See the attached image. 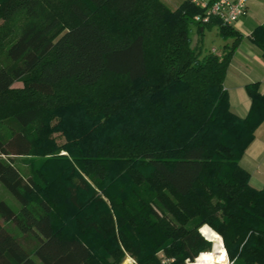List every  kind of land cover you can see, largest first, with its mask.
Returning <instances> with one entry per match:
<instances>
[{
	"label": "trees",
	"instance_id": "1",
	"mask_svg": "<svg viewBox=\"0 0 264 264\" xmlns=\"http://www.w3.org/2000/svg\"><path fill=\"white\" fill-rule=\"evenodd\" d=\"M204 13L188 0H0V181L20 205L0 200V264H186L212 248L205 224L235 264H264V188L240 163L264 93L248 83L249 113L232 110L224 79L242 34ZM194 23L201 41L206 27L234 40L194 47ZM252 39L264 55V25ZM107 74L123 83L67 89Z\"/></svg>",
	"mask_w": 264,
	"mask_h": 264
},
{
	"label": "crops",
	"instance_id": "2",
	"mask_svg": "<svg viewBox=\"0 0 264 264\" xmlns=\"http://www.w3.org/2000/svg\"><path fill=\"white\" fill-rule=\"evenodd\" d=\"M163 1L170 8L176 9L184 0ZM247 6L248 13L233 25L242 34V38L232 54L224 79L231 108L241 117L247 116L252 104L246 85L258 82L260 91L264 93L263 50L252 39L255 28L264 25V0H248ZM233 40L234 37L227 40L222 38L220 45L232 43ZM240 163L250 173L251 185L259 189L264 188V121L257 128L256 136L243 154Z\"/></svg>",
	"mask_w": 264,
	"mask_h": 264
},
{
	"label": "rangeland",
	"instance_id": "3",
	"mask_svg": "<svg viewBox=\"0 0 264 264\" xmlns=\"http://www.w3.org/2000/svg\"><path fill=\"white\" fill-rule=\"evenodd\" d=\"M191 27H192V30H191L192 45L194 47H200L201 43H203L205 49L210 48V50H213V48H216L215 52L220 51L219 45L222 42V38L217 32V27H211V28L206 27L205 28V35H204L202 41H201V35L197 31V27H198L197 24L194 23L191 25ZM120 83H123V79H121L119 76H116L113 74H107L102 78L100 83L95 88H89L88 90H85L84 88H78V87L72 86V87L67 88V89L68 90L70 89V90H72L78 94L79 93H82V94L98 93V92L104 94L106 92L112 91V89L115 88V85H119ZM15 86L21 87V86H23V83L21 81H17L15 83ZM0 128L2 131L8 133V131L4 127L3 123H0ZM16 161H17V163H19L20 166H23L21 157H16ZM1 199L8 202L14 208V210H16V211L19 210L20 205H19L18 200L9 191V189L0 181V200ZM5 225L14 235L21 236L20 230L18 229V227H16V225L13 222H5ZM211 250L212 249H210L208 251H211ZM208 251H204V252H208ZM129 258H131L130 264H135V262L132 259L134 257H132L130 255H128L125 258L123 263L126 264Z\"/></svg>",
	"mask_w": 264,
	"mask_h": 264
},
{
	"label": "built area",
	"instance_id": "4",
	"mask_svg": "<svg viewBox=\"0 0 264 264\" xmlns=\"http://www.w3.org/2000/svg\"><path fill=\"white\" fill-rule=\"evenodd\" d=\"M197 7L204 8V14H197L195 20L209 22L211 18H218L224 24L234 25L248 13V0H188ZM163 262L172 259L166 258L163 252L160 253ZM136 263L135 258H132ZM186 261L191 262L190 259Z\"/></svg>",
	"mask_w": 264,
	"mask_h": 264
},
{
	"label": "clouds",
	"instance_id": "5",
	"mask_svg": "<svg viewBox=\"0 0 264 264\" xmlns=\"http://www.w3.org/2000/svg\"><path fill=\"white\" fill-rule=\"evenodd\" d=\"M197 232L207 243L213 244V249L208 252L199 253L191 262L186 261V264H235V260L230 259L229 253L223 245L221 235L205 224L197 229ZM221 241V248L217 253L216 241Z\"/></svg>",
	"mask_w": 264,
	"mask_h": 264
},
{
	"label": "bare ground",
	"instance_id": "6",
	"mask_svg": "<svg viewBox=\"0 0 264 264\" xmlns=\"http://www.w3.org/2000/svg\"><path fill=\"white\" fill-rule=\"evenodd\" d=\"M213 229V228H212ZM216 231V230H215ZM217 232V231H216ZM220 234V233H219ZM221 235V234H220ZM222 237V236H221ZM222 241H223V237H222ZM223 245H224V241H223ZM216 246H217V253L219 252V250H220V248H221V241H219V240H217L216 241ZM224 247H225V245H224ZM211 249H213V244H212V248ZM131 258H129L128 259V261H127V263L126 264H130L131 263V260H130Z\"/></svg>",
	"mask_w": 264,
	"mask_h": 264
}]
</instances>
